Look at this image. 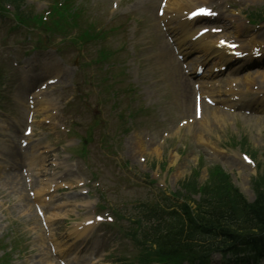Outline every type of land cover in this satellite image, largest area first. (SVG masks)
Instances as JSON below:
<instances>
[{
  "label": "rangeland",
  "instance_id": "rangeland-1",
  "mask_svg": "<svg viewBox=\"0 0 264 264\" xmlns=\"http://www.w3.org/2000/svg\"><path fill=\"white\" fill-rule=\"evenodd\" d=\"M49 1L26 0V4L37 12L46 9ZM157 1L122 0L119 6H113L118 0H75V6L82 4L87 10L83 17L103 29V37L82 47L63 46L60 53L56 52L55 47L59 43L71 42L70 38L54 40L40 31V35L35 31L30 36L22 31L12 33L11 30L9 33L0 22V54L24 64L23 73L28 77V86L34 87L51 75H61V82L43 94L51 101L48 112L41 113L38 110V116H47L51 110L56 111L49 116L50 122L58 120L68 126L71 118L77 119L79 124L72 128L83 133L85 125L95 114L92 110L96 109V103L99 102V111L96 113L102 123V127L96 126L93 131L95 145L86 146L89 160L86 157L85 163L78 160L79 171H75L74 175L43 160L29 177L31 186H28L21 176H18L19 181L11 184L10 175H20L19 169L13 168L6 171L10 173L4 174V171H0V249H10L9 242L11 246L18 242L15 249L11 247L10 257L8 254L3 257L9 264H56V257L49 250L50 235L54 240H59L60 253L67 251L69 246L76 247L69 245L68 241L61 246L65 240L58 237L62 235L58 228L62 221L70 223L85 217V209L70 205L64 208L65 212H49L46 214L49 218H45L47 221L44 222L46 227L35 213L29 191L35 192L32 185L40 181L43 172L47 170L59 177L63 174L66 178L74 177L72 180L63 177V181L70 183L84 175L99 180L105 188L102 197L109 205L115 204L114 193H117V189L124 191L121 194L126 200L153 198L160 193H170L183 180L188 179L197 167L198 187L207 183L210 170L214 165H219L230 174L232 182L249 200L253 198L255 189L252 181H264V117H244L218 107L207 108L206 105L200 116L195 114L192 84L184 81L187 76L159 30L154 14ZM234 6L239 9L235 12L247 13L248 9L264 8V0H239ZM261 29L263 38L264 21ZM40 36L48 48L32 50L28 39L34 41ZM100 51L105 52L104 56H101ZM14 69L16 74L5 82L0 92V106L4 107L6 116L15 121L11 125L19 123V129L13 128L14 132L13 129L9 130L18 141L28 108L25 103H21L25 98L24 89L19 81V70ZM257 74L251 73L248 76ZM82 79L87 81L84 83ZM100 79H105L104 93L98 96L93 87ZM113 86L117 88L118 94H112ZM72 95L74 101L66 106V101ZM119 115L123 116L118 118ZM0 117L4 118L2 114ZM40 119L32 123L37 132L35 142L44 145L49 139L52 147L58 148L57 144L61 141L58 131L60 127ZM184 121L187 122L184 124ZM120 126L126 127L125 133H122L123 128ZM5 139V132H0V148L5 145L13 151H3L0 156L7 160L9 157L17 159V148L14 146H18V142L15 140L12 144L4 142ZM100 140L104 142L103 146ZM137 141L142 144L137 146ZM153 149L156 150L151 152ZM241 152L249 154L254 161L244 163ZM50 153L57 155L53 150ZM61 153L68 157L66 152ZM89 161L94 164H88ZM48 171L45 176L49 175ZM39 172L42 175H37ZM70 195L76 197V192L70 190ZM84 198L87 199L86 205L93 201L92 196L84 194L80 199H72L70 203L82 202ZM49 226L51 230L47 228ZM107 244L109 248L103 264H115L112 259L114 255L123 257L127 253L112 239ZM211 264L225 263L216 259Z\"/></svg>",
  "mask_w": 264,
  "mask_h": 264
},
{
  "label": "trees",
  "instance_id": "trees-1",
  "mask_svg": "<svg viewBox=\"0 0 264 264\" xmlns=\"http://www.w3.org/2000/svg\"><path fill=\"white\" fill-rule=\"evenodd\" d=\"M181 187L190 194L199 192V201L192 208L185 201L174 203L169 200L170 208L164 214L172 222L164 219L166 229L154 244L157 253L194 252L201 257L209 251L207 249L230 248L238 244H244L256 253L264 248V187H260L253 200H247L223 172H217L201 188H197L191 179L183 182ZM174 204L177 209H173Z\"/></svg>",
  "mask_w": 264,
  "mask_h": 264
},
{
  "label": "bare ground",
  "instance_id": "bare-ground-1",
  "mask_svg": "<svg viewBox=\"0 0 264 264\" xmlns=\"http://www.w3.org/2000/svg\"><path fill=\"white\" fill-rule=\"evenodd\" d=\"M236 32H238V31H236ZM257 35H259V32H256V33H255V36H257ZM258 37H260V41H261V40H262V39H261V36H258ZM214 42H215V41H213L212 39L210 40V38H209L208 40H206V42L199 44L198 48L202 51V54H205V55H206V53H208V54H210V55L213 56V57H217V58H219L220 60L222 59V60H224L225 62H227L228 59H227V58H224V57L221 55V50L218 49V48H215V47H214V45H213ZM244 61H245V64H246V65H247L248 63H250V60L244 59ZM248 65H249V64H248ZM255 77H256V78H255ZM255 77H253V76H248V75H244L243 78H241L240 80H238L239 82L242 83L243 87H245V93L248 91L247 88L249 87L250 82H252V81L255 80V79H258L259 82H261L262 84H264V72H260V73H258ZM254 78H255V79H254ZM186 84H187V83H186ZM251 102L254 103L255 105L259 106V107H264V105H262V103H259V102L256 101V100H253V101H251ZM38 105H39V104H38ZM38 107H39L40 109H41V108H43V109H44V108H48V107H46V106H43V104H40ZM214 118L217 119L216 115L214 116ZM216 119H215V120H216ZM218 119H219V118H218ZM5 129H7V125H6V123L3 121V122L0 123V130L4 131ZM140 144H142L141 141H137V146L140 145ZM34 146H37V145H34V144L31 145V144H29V145H27L25 148H31V149H32ZM37 148H38V146H37ZM154 150H156V149H153L152 151H154ZM8 151H9V149H8ZM30 151H31V154H30V155H34L33 157L30 158V166H29V169H32V168L34 167L35 163H36L35 160H34V158H35V156L37 155V153H35V150H30ZM19 152H20V151H19ZM3 174H4V173H3ZM10 176H11V179H10L11 184L18 180V175L11 174ZM3 179H5V178H3ZM19 183H20V182H19ZM38 192H40V190H39Z\"/></svg>",
  "mask_w": 264,
  "mask_h": 264
},
{
  "label": "snow or ice",
  "instance_id": "snow-or-ice-1",
  "mask_svg": "<svg viewBox=\"0 0 264 264\" xmlns=\"http://www.w3.org/2000/svg\"><path fill=\"white\" fill-rule=\"evenodd\" d=\"M201 11H205V10H201ZM237 54H239V53H237Z\"/></svg>",
  "mask_w": 264,
  "mask_h": 264
}]
</instances>
